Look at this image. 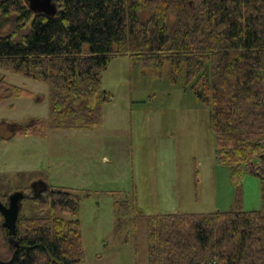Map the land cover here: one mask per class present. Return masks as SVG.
Listing matches in <instances>:
<instances>
[{
	"label": "trees",
	"instance_id": "1",
	"mask_svg": "<svg viewBox=\"0 0 264 264\" xmlns=\"http://www.w3.org/2000/svg\"><path fill=\"white\" fill-rule=\"evenodd\" d=\"M57 1L58 13L49 16L25 0H0V18L15 15L20 28L30 23L22 40L0 36V65L49 87V118L17 132L43 135L48 128L101 124L103 106L113 100L102 76L116 55H134L159 75L168 62L171 78L184 73L185 85L211 106L218 158L237 178L244 169L259 177L263 206L150 215L148 262L264 264V0ZM145 8L152 15L143 20ZM169 12L176 16L173 27ZM24 92L0 76V100ZM37 178L0 174V198ZM123 204L116 202L118 214ZM79 208V194L49 185L42 198L24 200L13 242L0 213V264L79 263Z\"/></svg>",
	"mask_w": 264,
	"mask_h": 264
},
{
	"label": "rangeland",
	"instance_id": "2",
	"mask_svg": "<svg viewBox=\"0 0 264 264\" xmlns=\"http://www.w3.org/2000/svg\"><path fill=\"white\" fill-rule=\"evenodd\" d=\"M151 15L148 8L140 12L143 20ZM15 18H0V36L23 39L30 23L20 28ZM169 21L173 27V12ZM150 67L134 55L112 57L102 88L113 100L104 104L97 126L10 136L6 124L21 130L49 118V87L0 65V76L25 90L19 96L4 93L0 100V174L29 172L38 175L35 180L79 194L84 256L77 264H149L150 215L263 206L259 177L244 169L237 178L218 158L211 106L185 85L184 73L177 81L171 78L168 62L158 69L161 75ZM32 181L23 191L42 198L48 190L39 194ZM116 202L125 203L120 214Z\"/></svg>",
	"mask_w": 264,
	"mask_h": 264
},
{
	"label": "water",
	"instance_id": "3",
	"mask_svg": "<svg viewBox=\"0 0 264 264\" xmlns=\"http://www.w3.org/2000/svg\"><path fill=\"white\" fill-rule=\"evenodd\" d=\"M29 8L36 13H44L49 16L56 15L59 7L57 0H25ZM16 131V129H15ZM37 185L41 186L40 194L49 189V185L42 179L35 180L31 183L34 190ZM38 197V195H29L23 190H16L12 192L7 199V203L3 202L0 198V213L3 215V226L9 230L11 242L14 241L16 233L17 220L22 210L24 200L28 198Z\"/></svg>",
	"mask_w": 264,
	"mask_h": 264
},
{
	"label": "flooded vegetation",
	"instance_id": "4",
	"mask_svg": "<svg viewBox=\"0 0 264 264\" xmlns=\"http://www.w3.org/2000/svg\"><path fill=\"white\" fill-rule=\"evenodd\" d=\"M6 125H7V130L10 129L12 131L10 136H12V135L17 133L18 129L16 131H15V129L18 127V124H12V125L11 124H6ZM35 190H36V192H39V194L42 193L40 185H37V187L34 189V191Z\"/></svg>",
	"mask_w": 264,
	"mask_h": 264
}]
</instances>
